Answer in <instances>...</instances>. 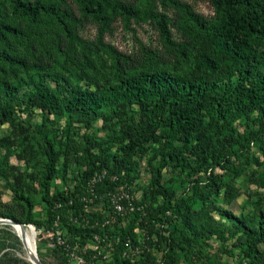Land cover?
Wrapping results in <instances>:
<instances>
[{"label": "trees", "instance_id": "1", "mask_svg": "<svg viewBox=\"0 0 264 264\" xmlns=\"http://www.w3.org/2000/svg\"><path fill=\"white\" fill-rule=\"evenodd\" d=\"M1 1L8 4L14 18L26 21L33 28L23 29L0 15V71L9 68L33 73L24 80L0 82V116L9 118L16 109L13 98L20 96L43 117L47 113L66 114L76 117L85 127L97 119L113 117L120 135L112 153L98 146L100 149L95 154L88 145L76 143L70 135L63 149L55 148L42 131L44 163L41 174L33 179L36 185L18 181L12 187L22 215L0 212V217L33 224L38 239L42 231L58 220L67 245L84 256L82 264H97V258L91 255L99 250L108 251L113 264L125 262L124 256L130 249L140 251L135 264H175L178 259L175 251L186 237L183 231L168 234L164 226L172 217L184 218L195 211H183V204L173 201L175 192L162 181L163 172L170 167L188 170L187 175H191L190 170L197 171L181 152L192 140L200 164L208 160L218 163L216 152L228 156L230 149L222 145L215 150L216 128L230 124L237 114L264 116V0H210L220 16L215 23L194 16L176 0H162L193 17L189 25L191 39L178 48L191 63L178 68L154 63L135 70L129 68L125 55L100 40L94 51L80 41L78 50L65 53L64 66L50 68L43 59L50 57L49 40L43 42L34 28L55 23L73 37L70 12L55 1ZM77 2L84 14L98 20L106 19L105 11L109 9H127L111 0ZM152 16L164 43L174 47L166 15L153 13ZM107 58L118 71L117 78L105 77L99 81ZM143 160L146 161L142 166ZM153 160H157L156 165ZM72 162L85 165L70 179L65 172ZM103 169L107 174L91 190L88 178ZM142 170L148 173V179L141 187L137 182ZM113 175L115 179H111ZM56 179H61L62 185H57ZM122 185L128 197L119 201L132 206V210L122 215L95 209L85 212L89 204H101L104 211H109L110 196ZM224 185L225 181L217 176H207L196 199L202 213L195 215L186 228L192 238L225 230L222 221L203 212L207 206L214 205L211 194H219ZM138 188L141 193L136 196ZM32 192L40 193L42 219L33 216V202L26 195ZM212 209L240 231L237 243L242 257L248 258L250 264H264L258 254L259 245L264 242V210L257 215H234L217 205ZM96 235L99 246L94 250L89 246L96 242ZM51 245L66 264L72 263L65 250Z\"/></svg>", "mask_w": 264, "mask_h": 264}, {"label": "rangeland", "instance_id": "2", "mask_svg": "<svg viewBox=\"0 0 264 264\" xmlns=\"http://www.w3.org/2000/svg\"><path fill=\"white\" fill-rule=\"evenodd\" d=\"M45 1L60 2L61 7L70 12L69 23L74 28L73 37L58 28L55 23H46L40 28H34L41 34L43 42L49 40L47 44L50 57L43 56V59L50 68L60 69L64 66L65 53L67 50H78L80 41L94 51L99 45L98 40L117 53L125 55L131 70L142 69L154 63L170 68L191 63L190 58L185 57L178 48L191 39L189 25L193 17L184 14L171 3L162 0H111L114 4L125 5L127 9H109L105 11L107 18L98 20L84 14L77 0ZM176 1L206 23H215L220 18L210 0ZM153 13L166 15L174 47L164 43L154 22ZM0 15L23 29L31 26L26 21L14 18L10 14L8 4L1 0ZM31 28L33 26L29 27ZM32 73L33 71L23 72L7 68L0 71V82L24 80ZM117 75L118 71L110 65L107 58V65L102 69L98 80L103 81L105 77L115 80ZM13 103L16 105L15 112L7 119L0 116V169H6L0 171V212H9L20 217L22 207L14 199L12 187L18 181L36 185L33 179L41 174L44 163L42 131L47 133L55 148L63 149L67 135H70L76 143L88 145L90 151L95 154L100 149L98 146L112 153L117 148L116 137H119L120 131L113 117L97 119L91 126L85 127L76 117L66 114L47 113L43 117L24 97L13 98ZM214 133L217 137L215 150L218 151L222 145H227L230 149L228 156L216 152L219 156L218 163L208 160L200 164L193 152L195 144L192 140L181 148V152L188 156L197 171L190 170L191 175H187L188 170L170 167L163 172L162 181L175 192L173 201L181 202L183 211H195L184 215L185 219L181 216L172 217L164 226L168 234L183 231L186 237L181 240L175 251L178 257L175 264H250L248 258L242 257L237 243L240 231L212 208L217 205L234 215H257L264 210V116L256 113L249 116L237 114L230 124L220 125ZM93 142L95 144H92ZM150 152L152 153L153 149ZM145 161L141 162L142 166ZM156 163L157 160H153V164ZM84 165L85 163H69L65 175L71 179ZM143 171L137 182L141 187L148 179V173ZM211 174L224 180L226 185L221 188L219 194H211L210 199L214 205L207 206L203 212H208L216 220L222 221L226 228L223 233L215 230L213 233L192 238L186 228L195 215L202 213V207L196 202L197 193L203 189L207 176ZM61 182V179L55 180L57 185H62ZM140 193L138 188L135 195L139 196ZM26 195H29L33 202L34 218L42 219L40 193L32 192ZM30 225L35 229L33 224ZM34 241L36 254L42 264H66L44 235L38 239L36 234ZM100 253L101 257L95 258L97 264H113L108 251L102 250ZM258 254L264 259V242L259 245ZM139 255L138 249H130L124 256L125 262L114 264H135ZM91 256L95 257L93 254ZM0 264H32L20 236L7 224H0Z\"/></svg>", "mask_w": 264, "mask_h": 264}, {"label": "built area", "instance_id": "3", "mask_svg": "<svg viewBox=\"0 0 264 264\" xmlns=\"http://www.w3.org/2000/svg\"><path fill=\"white\" fill-rule=\"evenodd\" d=\"M107 174L106 169L101 170L100 172H97L95 174H93L90 178H88L87 180V184L89 187H91L90 189L92 190V185L98 181H100L102 178H104V176ZM116 176H112L111 179H115ZM117 193L116 194H111L110 199H111V209H109V211H104V209H102L101 204H89L85 207V212L91 211L92 209L95 210H99L101 212H105V213H112V214H125L126 212H128L129 210H132V206H125L124 204H122L119 199L121 197H128V193L124 190L123 185L117 187ZM90 202H92L91 200H89ZM112 216V215H110ZM105 222H107V220H105ZM34 229V227H33ZM35 231V237H36V230ZM44 233V234H43ZM44 235L46 240L48 239L50 241L51 244H53L56 247H59L60 249L62 248L63 250L66 251V255L69 256V260L75 264H82L85 262V258L82 254L76 253L74 251V249H71L67 243H66V238H65V231L62 230L59 225H58V220L54 221L53 225L51 228L46 229L45 231H42L41 235ZM95 243L92 242V244L89 246L92 249H98V241H99V236H95ZM88 247V246H85ZM101 251L99 250L95 255V258L98 257V255H101L100 253ZM100 253V254H99Z\"/></svg>", "mask_w": 264, "mask_h": 264}, {"label": "bare ground", "instance_id": "4", "mask_svg": "<svg viewBox=\"0 0 264 264\" xmlns=\"http://www.w3.org/2000/svg\"><path fill=\"white\" fill-rule=\"evenodd\" d=\"M11 227L20 236L22 243L26 249L29 261L32 264H37L35 261V256L33 252L34 244L36 242L34 241V237H33V227L30 224L15 225ZM35 251H36V248H35ZM36 257L38 261L41 262L37 254H36Z\"/></svg>", "mask_w": 264, "mask_h": 264}, {"label": "water", "instance_id": "5", "mask_svg": "<svg viewBox=\"0 0 264 264\" xmlns=\"http://www.w3.org/2000/svg\"><path fill=\"white\" fill-rule=\"evenodd\" d=\"M0 224H7L10 226H15V225H22L23 223H18L10 218H6V217H0ZM33 237L35 240V231L33 229ZM33 252H34V256H35V261L37 264H42L41 262L38 261L37 257H36V251H35V244H34V248H33Z\"/></svg>", "mask_w": 264, "mask_h": 264}]
</instances>
